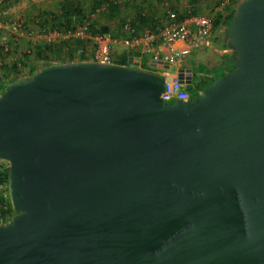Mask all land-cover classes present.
Instances as JSON below:
<instances>
[{
	"label": "water",
	"instance_id": "water-1",
	"mask_svg": "<svg viewBox=\"0 0 264 264\" xmlns=\"http://www.w3.org/2000/svg\"><path fill=\"white\" fill-rule=\"evenodd\" d=\"M223 46L231 69L171 103L130 61L10 82L0 264H264V0L233 5Z\"/></svg>",
	"mask_w": 264,
	"mask_h": 264
},
{
	"label": "trees",
	"instance_id": "trees-1",
	"mask_svg": "<svg viewBox=\"0 0 264 264\" xmlns=\"http://www.w3.org/2000/svg\"><path fill=\"white\" fill-rule=\"evenodd\" d=\"M1 1V0H0ZM238 0H189L191 5V13L202 11L201 6L210 4V7L219 6L218 9L212 15V26L219 27L221 30V38L223 45V38L229 24L230 16L232 13L233 5ZM155 13L142 10L137 0H56L52 5L37 9L33 15L28 19L29 23L36 29V33H44L50 30H56L60 34L69 30L74 24L86 22L88 31L91 35L98 33H110L116 37L121 33V28L126 19H129L131 25L136 31L143 29L144 27H151L154 22L152 16ZM185 15V12L178 13L179 17ZM94 16V17H92ZM22 29L26 32H31L23 25ZM92 43L88 40H80L72 37L57 38L54 40L46 41L41 39L37 43L33 44L28 51H23L22 55L10 56L9 63H0V92L6 89L7 85L17 79L28 77L31 73L38 70L44 65L50 64L45 62L36 66L33 70L28 72L23 71L24 58L26 53L32 52L36 57L43 58L44 60L52 59L54 62H66L86 59L85 53L90 50ZM224 47V46H223ZM81 50L76 54L77 50ZM0 52H9L2 50ZM23 56V57H22ZM227 60H230V64L227 65V70L232 67V58L230 54L227 55ZM113 62L119 64H125L124 58L113 59ZM144 62L139 64L140 68L147 69L143 66ZM148 70V69H147ZM211 73V72H208ZM223 72H220L221 75ZM193 73H191V76ZM196 86L208 85L215 75L211 73V76L205 74L198 75ZM189 96H193V92L189 88H185ZM3 162V161H1ZM6 164V165H5ZM6 171L7 163L4 162L0 166V182L3 181V188L6 190ZM13 214V210L10 207L8 198H3L0 195V224L9 222L10 216ZM7 217V222L4 218Z\"/></svg>",
	"mask_w": 264,
	"mask_h": 264
},
{
	"label": "built area",
	"instance_id": "built-area-1",
	"mask_svg": "<svg viewBox=\"0 0 264 264\" xmlns=\"http://www.w3.org/2000/svg\"><path fill=\"white\" fill-rule=\"evenodd\" d=\"M158 12L155 21L151 27H144L136 31L131 25L129 19H126L122 25L121 33L116 37L110 33H98L91 35L88 31L86 22L74 24L72 28L59 33L56 30L46 31L44 33H34L32 38H40L46 41L57 38L72 37L80 40H88L92 43L90 50L85 53L86 59L100 63L112 62L111 48L113 44H119L130 50L136 51L141 58L145 59V65L151 66L162 77L163 90L159 97L166 103L173 100H186L190 96L183 83L177 76L176 71L171 72L168 69L151 64H163L178 62L182 60L191 49L197 48L208 41L212 31V15L219 6L209 8L202 7V11L191 13V5H187L182 17L178 16L180 11L175 7L171 0H156ZM5 30L18 36H31V32L22 29L21 24L10 22L5 24L0 21V35ZM0 47L6 51L7 47L0 39ZM28 51V50H26ZM81 50H77L80 53ZM75 61H78L75 58ZM185 69V68H184ZM152 71V70H150ZM185 78L186 70L182 72ZM3 161V160H0ZM5 162V161H3ZM3 181L0 182V192L4 190L2 196H6V190L3 188Z\"/></svg>",
	"mask_w": 264,
	"mask_h": 264
},
{
	"label": "rangeland",
	"instance_id": "rangeland-1",
	"mask_svg": "<svg viewBox=\"0 0 264 264\" xmlns=\"http://www.w3.org/2000/svg\"><path fill=\"white\" fill-rule=\"evenodd\" d=\"M56 0H1L0 1V21L4 22L5 24H8L10 22H17L23 25L25 28L31 31V36H18L10 33L8 30H5L0 35L1 41L6 45L7 50L9 52L3 53L0 52V63H9L10 62V56H16V55H22L23 51H26L30 49V47L37 43L38 40L40 41V38H32V34L36 33V29L29 23L28 19L33 13L36 12V10L48 7L52 5ZM87 2V0H85ZM175 2H179L180 0H173ZM212 6V5H211ZM204 7V5L201 6ZM210 4L205 3V8H209ZM94 17V16H92ZM209 43L212 45V48H220L222 47V38H221V30L219 27H213L211 31V35L209 37ZM210 48V49H212ZM209 51V50H208ZM228 51V50H227ZM229 52V51H228ZM209 53V52H208ZM23 57V56H22ZM25 61V69L22 70L25 72H28L30 70H33L36 66L39 64L50 62L52 63H58L52 61V59L44 60L43 58L36 57L34 53L31 51L26 53V56L23 57ZM227 58V57H226ZM190 59L192 63V72L193 75L191 76V82L189 85H184V88H189L191 92H193L194 95H197L202 88L200 86H196V82L198 80L197 72L200 74H206L208 72L213 73L215 76H220V71L217 66H214L213 68H209V64L211 61H214L215 55L212 54L211 60L206 62V65L203 64L201 61L197 62L193 55L190 54L187 57V60ZM142 61L144 62L143 66L145 65V59L142 57ZM127 62V61H126ZM227 65L230 64V60H226ZM1 65V64H0ZM184 67V65H183ZM181 67V68H183ZM148 70L155 71V69L151 66H147ZM169 70H174V65L171 63L169 65ZM216 78V77H215ZM204 87V86H203ZM6 162V161H5ZM4 162L0 161V166ZM7 163V162H6ZM6 165V164H5ZM4 193V190L0 192V195ZM7 193V192H6ZM3 197V196H2ZM4 199L7 198L6 196L3 197ZM4 220L7 222L8 218L5 217Z\"/></svg>",
	"mask_w": 264,
	"mask_h": 264
},
{
	"label": "crops",
	"instance_id": "crops-1",
	"mask_svg": "<svg viewBox=\"0 0 264 264\" xmlns=\"http://www.w3.org/2000/svg\"><path fill=\"white\" fill-rule=\"evenodd\" d=\"M172 3L175 5V7L180 11L183 12L187 5H189V0H180L179 2H175L171 0ZM139 6L142 7L143 11H146L147 13L149 11H152L154 16H152L153 20L155 21L156 13L158 12V9L156 7V0H137ZM203 9V8H202ZM209 40V39H208ZM212 45L209 43V41L205 42V44L191 49L189 53L180 61L173 63L174 70L171 72L176 71L180 67L187 68V66L190 67L191 73L192 72V63L191 60L187 57L192 54L194 59L199 62L201 61L203 64L206 65V62L211 60L212 54L215 55L214 61H211L209 64V68H213L214 66H217L219 68L220 72H224L227 69V63H226V57L229 54V52L222 46L220 48H212ZM212 48V49H210ZM209 50V51H208ZM209 52V53H208ZM117 58H124L125 64L128 63V61L136 64V66L139 67L140 62L142 61L141 56L134 50H130L126 47H123L119 44H113L111 48V59L113 62V59ZM127 61V62H126ZM197 75H201L200 73H196ZM206 76H211V73H206Z\"/></svg>",
	"mask_w": 264,
	"mask_h": 264
},
{
	"label": "flooded vegetation",
	"instance_id": "flooded-vegetation-1",
	"mask_svg": "<svg viewBox=\"0 0 264 264\" xmlns=\"http://www.w3.org/2000/svg\"><path fill=\"white\" fill-rule=\"evenodd\" d=\"M190 82H191V79H190ZM190 82H189V83H186V84H183V85H189V84H190Z\"/></svg>",
	"mask_w": 264,
	"mask_h": 264
}]
</instances>
